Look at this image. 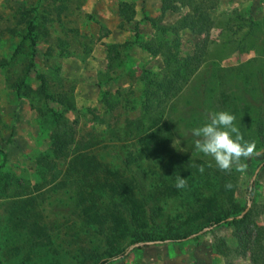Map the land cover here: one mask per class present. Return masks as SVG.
<instances>
[{"label":"rangeland","instance_id":"374dc122","mask_svg":"<svg viewBox=\"0 0 264 264\" xmlns=\"http://www.w3.org/2000/svg\"><path fill=\"white\" fill-rule=\"evenodd\" d=\"M120 1L0 0V264H94L105 251H117L136 236L131 226L121 239L97 234L82 224L70 187L56 185L66 161L54 154L53 144L60 139L72 148L92 136L98 143L91 151L113 169L127 165L141 196L150 192L152 171L170 184L185 172L180 177L191 182L161 201V214L143 233L146 244L109 264H262L243 250L232 217L249 210L264 228V0H176L181 10L166 17V24L172 21L163 25L166 30L131 25L119 35L113 32L122 26ZM123 1L138 9L139 18L147 8L159 16L155 1ZM199 6L213 21L208 33L187 28L175 33V20ZM109 34L116 43L124 35L129 44L107 53ZM150 42L161 45L157 55L139 46ZM203 43L204 57L195 64L191 56ZM165 88L172 98H162ZM219 111L236 116L244 139L255 141L260 153L245 161L243 174L235 168L223 172L195 150L191 129ZM156 127L160 158L148 159L140 151L145 128ZM200 165L203 178L195 173ZM206 176L209 186H203ZM228 183L231 189L225 188ZM17 191L43 196L38 205L51 238L33 249L29 260L22 233L20 239L7 227L5 204ZM210 193L216 213L227 219L195 234L201 223L184 219ZM185 231L193 234L183 241L156 238ZM16 243L21 245L17 254ZM81 249L91 254L86 257Z\"/></svg>","mask_w":264,"mask_h":264},{"label":"trees","instance_id":"16d2710c","mask_svg":"<svg viewBox=\"0 0 264 264\" xmlns=\"http://www.w3.org/2000/svg\"><path fill=\"white\" fill-rule=\"evenodd\" d=\"M160 1L161 6L158 18L147 17V19L152 25L159 26L161 30H166L167 27L159 23L164 13L168 10L177 13L181 9L175 3L176 0ZM183 3H185V1H183ZM134 13V7L130 2L123 0L119 2V15L122 17L121 25L123 21L129 22L132 20ZM212 25L213 21L207 11L204 10L202 6H199L194 7L191 12L185 13L179 17L173 28L175 33L178 32V30L187 28L197 34H201L202 32L207 34ZM31 28V23H29L27 27V37L33 45L34 38L31 36L33 28ZM127 44L129 43L126 40L120 44H107V53H111V51L115 49V51L119 52V48ZM139 46L153 55H157L161 50V45L154 42L140 43ZM204 48V43L196 46V50L191 56L195 64L202 61L204 57ZM162 55L165 54L162 53ZM163 63L167 66L165 56H163ZM171 82H173V80H168L169 84H171ZM169 90L171 89L165 88L162 98H172ZM46 91H44V94L47 96L48 93ZM149 94L151 98L155 93L154 91H150ZM156 95L161 96L160 93ZM175 95L176 93H173V97ZM139 121L140 124L138 126L143 127L141 122L142 119H139ZM145 130L148 133L144 136V146L140 150L141 155L145 154L148 159L160 158L158 154L160 150L159 145L162 140L156 135L159 132V128L156 127L154 129L155 131H148L147 128H145ZM130 133L131 132L128 134ZM147 142H150V144L148 145ZM96 143H98L97 139H93L92 136L88 139H82V141H76L72 148H69L67 143H64L60 139L53 144L55 147L53 151L54 154L57 157H63L66 161V165L62 170V175L60 179L57 180L56 185L59 189H67L70 187L69 191L75 201L78 217L81 219L82 224L93 226L95 232L102 235L107 240L112 237L117 239L124 238L127 235V226H131L132 229L136 231V236L130 240L125 247L114 252L109 250L105 251V255L97 257L94 263L109 264L114 260L126 256L130 250L146 244L147 241L143 233L146 227H148V221L153 220V216L157 217L161 214V201L172 192H174V194L178 192V189L175 187V184L168 183L157 170L152 171V174L149 175L152 180L150 192L147 196H141L139 194L137 177L133 173H128L126 170L127 165H125L124 168L113 169L108 163L99 158L96 153L91 151L90 148ZM195 173L201 174L198 171V167L195 168ZM186 174L187 173L183 172L180 173L179 176L183 177L186 176ZM203 177L204 173H202V178ZM6 184L8 185V183L4 181L3 187L7 191ZM190 184L191 182L187 180V186ZM209 185L210 183L206 176L203 186ZM251 189L252 184H249L247 191L249 192ZM39 197L42 198L43 196L36 192L17 191V194L10 195L5 204L7 227L14 231L17 236H20L19 234L22 233L23 246L29 249L26 253L28 260L30 259L29 253L33 249L51 243L48 227L44 223L43 215L39 209ZM216 204V197L210 193L204 198L201 204L195 208H191L184 219V223L188 224L192 221L201 223L200 229L193 232L195 234L205 229L218 227L227 217L216 213ZM226 215L228 216L229 214ZM232 221L236 226L235 236L240 240L244 248L243 250H247L256 263L261 262L264 264V228L252 220L249 210L245 211L242 216L237 213L232 217ZM193 233L185 231L183 233H166L165 235L157 234L158 236L156 238L157 241L160 242H178L185 240ZM13 248H15V254H17L21 245L16 243ZM81 251L86 257L91 254L89 251L85 252V249H81Z\"/></svg>","mask_w":264,"mask_h":264},{"label":"clouds","instance_id":"9594fccd","mask_svg":"<svg viewBox=\"0 0 264 264\" xmlns=\"http://www.w3.org/2000/svg\"><path fill=\"white\" fill-rule=\"evenodd\" d=\"M235 121L236 116L228 111L211 112L202 126L191 129V135L196 138V152L211 157L219 170L230 173L235 168L243 174L247 171L245 161L260 153L256 150L255 141L244 139ZM198 171L201 174L205 171L203 165L198 166ZM175 187L186 188L187 180L178 175ZM225 188L231 189L232 184H226Z\"/></svg>","mask_w":264,"mask_h":264},{"label":"crops","instance_id":"0c3cea01","mask_svg":"<svg viewBox=\"0 0 264 264\" xmlns=\"http://www.w3.org/2000/svg\"><path fill=\"white\" fill-rule=\"evenodd\" d=\"M152 1H155L156 2V4H154V5H156L157 6V9H154V7H153V10L154 11H160V6H161V1L160 0H151V2ZM159 2V3H158ZM150 10V8H147V11H145V14L146 15H143L142 14V17L141 18H139L138 16H140V15H137L138 14V9H135V13H134V16H133V18H132V20H130L129 22H127V21H123V23H122V26L121 27H118V30L117 31H114L113 33H117V34H119V35H121L120 33H125L126 32V30H125V28H129L131 25H132V28H137V29H139V27H140V31L142 30V25H144V24H148L150 27L152 26L151 25V23H150V21L147 19V17H153V13L151 12V11H149ZM172 13H173V11H170V10H168V11H166L165 13H164V15H163V17H162V19H161V21L159 22L160 23V25H164V26H168L169 25V23L170 24H172L171 22L172 21H169L168 22V24H166L167 22V19H166V17L168 16V15H172ZM105 16V15H104ZM171 18V17H170ZM118 20H119V22L121 23L122 22V17L119 15L118 16ZM176 21V20H175ZM174 21V22H175ZM166 22V23H165ZM173 22V23H174ZM122 34V35H123ZM109 38V40L110 41H106V42H108V43H116V41H115V39H113L112 37H111V34H109V36L108 37H106L105 39H108ZM126 39H125V36L123 35V40L122 41H119V42H117V43H123L124 41H125ZM108 43H106V44H108Z\"/></svg>","mask_w":264,"mask_h":264},{"label":"water","instance_id":"95a60500","mask_svg":"<svg viewBox=\"0 0 264 264\" xmlns=\"http://www.w3.org/2000/svg\"><path fill=\"white\" fill-rule=\"evenodd\" d=\"M258 169H259V167H258V168L255 170V173H254V175L257 173Z\"/></svg>","mask_w":264,"mask_h":264}]
</instances>
